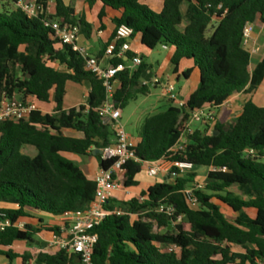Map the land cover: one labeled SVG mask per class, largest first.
Instances as JSON below:
<instances>
[{
	"label": "trees",
	"instance_id": "16d2710c",
	"mask_svg": "<svg viewBox=\"0 0 264 264\" xmlns=\"http://www.w3.org/2000/svg\"><path fill=\"white\" fill-rule=\"evenodd\" d=\"M17 1L12 0L11 10L0 6V95L30 98L49 105L50 113L38 109L27 121L0 123V214L13 222L33 220L31 214L54 218L86 208L94 199L95 183L86 165L64 155L89 157L114 140L110 124L97 113L105 99L102 82L43 22L76 25L86 39L91 26L62 0H52V15L47 14L49 0H35L40 8L36 17H27L16 7ZM142 1L86 0L90 7L101 4L97 20L102 29L104 18L114 26L104 49L115 29L125 25L145 52L158 46L171 52L173 75L182 60H189L199 76L196 89L181 107L169 101L163 110L144 116L139 141L134 143L136 159L125 164L120 184L124 189L136 188L135 178L143 164L158 160L185 161L208 172L203 189L195 192L197 206L186 204L182 194L195 182V173L173 179L165 176L125 201L110 198L105 204L110 214L93 230L97 240L92 264L264 262V107L251 100L264 81V57L251 69L250 52L242 45L246 24L264 28V0H163L159 12ZM133 56L129 50L127 57ZM110 63L126 62L112 58ZM148 67L142 61L113 79L112 100L120 111L149 93L151 85H143L141 78ZM192 68L181 72L184 80ZM68 84L88 88L85 105L64 109ZM238 93L245 94L246 100L233 120L215 121L212 127L205 123L203 129L193 130L182 152L171 151L192 112L206 106L217 110ZM24 146L34 147L37 154H23ZM246 150L254 156L245 157ZM99 164L102 169L109 165L100 160ZM213 200L225 206L232 219ZM168 208L171 213H166ZM249 210L253 216L245 214ZM45 231L55 236L60 233L58 228ZM41 232L29 224L23 230L0 232V257L18 258L9 250L13 244L31 246ZM19 258L24 264L28 256ZM35 264H80V260L76 253L45 247Z\"/></svg>",
	"mask_w": 264,
	"mask_h": 264
},
{
	"label": "built area",
	"instance_id": "2783aa9c",
	"mask_svg": "<svg viewBox=\"0 0 264 264\" xmlns=\"http://www.w3.org/2000/svg\"><path fill=\"white\" fill-rule=\"evenodd\" d=\"M16 7L19 8L27 17H36L39 12V6L35 0H18ZM44 27L50 28L56 38L65 45H70L72 50L84 60L85 69L95 75L102 82L105 91V99L98 107V116L105 122L109 123L114 134L113 143L100 149L99 160L108 162L106 169H98L93 176L95 183V192L93 201L83 210L65 212L59 216L61 225L59 226V235H53L50 242L46 244L49 250H64L66 253H76L79 256L80 264H92V249L97 240V235L93 230L99 226L104 219L110 214L105 209V204L112 198L116 191H125L120 182L124 174V166L130 160H135L134 142L129 138L123 126L120 123L121 111L116 108L113 97V79L118 73L126 69H135L140 66L142 59L135 55L127 57L130 50V41L132 39V29L125 25H120L115 29L113 43L105 50V55L109 60L112 58L122 59L125 64L110 65L102 68L94 57H90L84 47L78 46L76 40L79 34L78 26H64L56 21L43 22ZM253 27L246 24L243 30L242 45L251 46L250 54L258 52L259 48L251 43ZM118 44V48L115 46ZM166 49L165 47H163ZM143 81V80H142ZM151 86L160 87L164 97L172 102L175 106L181 107L182 102L178 100L175 86L172 83H161L158 78H151L148 82ZM143 81V85L148 84ZM36 103L30 98L18 99L8 98L5 93L0 95V123L12 121H27L32 112L37 111ZM215 110L206 106L191 113L187 122L182 125L179 137L172 147V152H182L189 143V137L193 134L194 124L212 125L215 123ZM252 150L244 152L245 157H253ZM146 175L149 178L160 177L161 175L169 176L170 179L184 177L193 173V165L185 161L158 160L146 162ZM204 183L194 182L182 192L186 204L197 206L198 200L195 192L203 189ZM128 194V192H127ZM142 200V199H140ZM172 209H166V213H171ZM25 223L20 220L12 221L4 214H0V232L8 228L23 230ZM256 264L264 262L256 260Z\"/></svg>",
	"mask_w": 264,
	"mask_h": 264
},
{
	"label": "crops",
	"instance_id": "0c3cea01",
	"mask_svg": "<svg viewBox=\"0 0 264 264\" xmlns=\"http://www.w3.org/2000/svg\"><path fill=\"white\" fill-rule=\"evenodd\" d=\"M25 2L27 0H24ZM64 5L71 7L72 9H74V11L76 12V14H78L79 16H82L86 23L89 24L91 26V34L89 36L88 39H86L84 37V35L82 33L78 34L77 40H76V44L78 46L84 47L88 53V55L90 57H94L99 65L102 68H106L108 66L111 65L110 60L108 59V57L104 54L105 53V49H104V45L109 41L111 35H113V31H114V26L109 22V20L107 18L102 19V25H103V29L101 28V24L99 23V21L97 20V15L101 10V4L99 2L95 3L93 6H89L86 3V0H75L74 2H71L70 0H62ZM144 1H147L148 4L144 3ZM156 2L157 6L155 8L150 7L149 6V2L153 3ZM12 2V0H4V4H10ZM162 2L163 0H143L142 3L146 4L151 10L155 11V12H159L162 6ZM13 7V5H12ZM47 14L48 15H52L53 14V3L52 0H49L48 3V7H47ZM183 24V23H182ZM185 26L181 25V28H183ZM257 30L258 33L255 35H251V43L254 44V46L256 47H260L258 42L259 39L261 37H264V28L262 29H254L253 31ZM113 43V39L111 41V43L109 45H111ZM130 45V51L132 53H134V55L139 56L142 61L144 62V59L141 55V53H146V54H151L148 52H145L140 44H139V39L138 37H133L129 43ZM262 46H264V43H262ZM251 47V46H250ZM160 50L164 53V58H163V62L161 64H158V62H154L155 64V70H153L152 65L149 64L150 68V72L152 74L151 78H158L160 79L161 83H172L174 84V86L177 84V82L179 81V79H181L186 85L184 88L182 89H178V91H176L177 95H178V100L182 103H184L186 101V99L188 98V96L196 89L197 84H198V70L195 68H192V62L189 60H182L179 64L178 67V71H177V75H173L172 74V66L169 63V59L171 56V52L168 51L167 49H164L163 47H160ZM101 53L100 56H98ZM262 57H264V51L260 52V48L258 50V52L254 53V54H250V68L253 69L254 66L262 59ZM165 62H167L170 66V73L165 75L166 73V68L164 67ZM148 65V64H147ZM164 67V68H163ZM192 68V71L189 75V79L188 80H184L181 77V72L186 70V69H190ZM165 79V82H163V80ZM67 86H73V87H80L82 88V93L85 95V101H86V96L88 93V88L86 86H77V85H71L68 84ZM66 86V88H67ZM73 87H71L72 89H74ZM152 88L154 86H151ZM156 88H160L158 86H156ZM155 89V88H154ZM176 89V88H175ZM161 91V90H160ZM161 96L164 97L162 91H161ZM166 99V101L169 103V101L167 100L166 97H164ZM66 100V96L65 99ZM68 101H70V98H67ZM246 100V96L243 93H238L235 94L233 96H231L220 108H218L217 110H215V117L217 122L219 123H226V122H230L231 120H233L241 111V106L243 104V102ZM252 102L254 104H256L259 107H264V81H262L261 85L259 86V88L256 90V92L253 94L252 96ZM85 101L84 103H80L78 104L80 105H85ZM71 102V101H70ZM49 106V105H48ZM79 106L75 107V106H66L64 104V109H70V108H78ZM40 111L44 112V113H50V107L47 110H41L40 108H38ZM195 126L193 127V129H203L204 125L203 124H194ZM214 124L210 125V127H212ZM68 136H73V137H80V135L72 133V132H66L65 133ZM129 138L134 142L137 143L139 141V137L138 134L136 136H130L128 135ZM21 152L29 157H34L37 154V151L34 147L32 146H24L21 148ZM66 158L72 160L73 162L77 163L78 165H86L87 169H88V177L89 179H93L94 174L97 172V170L99 169V158H97L95 155H90L89 157L87 156H76V155H64ZM146 165L143 164L142 167V171H141V176L138 179L135 178V180L138 182V186L136 188H130V189H125V191H116L113 193L112 197L115 198L116 200H122L123 196L127 194H130V191H135V194H138L141 191H145L148 187L152 186L153 184H155L151 178L147 177L146 172ZM161 178L165 177L164 175L160 176ZM137 195V196H138ZM31 216H33V220H20L25 224H29V225H35L37 227L40 228V230L42 231L41 233L37 234L34 238L35 242L33 245H27L26 243L23 242H18L13 244V246L9 249L13 254L17 255V256H23L26 255L28 256V259L26 260V262L24 264H35V258L36 256L39 254V252L44 249L46 247V244L48 242L51 241L53 234L46 232V229H52V228H59V226L61 225V222L59 220L58 217H47V216H43L40 214H31ZM40 219L41 223L39 224L37 222V220ZM42 233H44L45 235H42ZM45 245L42 248V245ZM6 251V250H4ZM16 258L13 261H9L4 257H0V264H22V260L21 258Z\"/></svg>",
	"mask_w": 264,
	"mask_h": 264
},
{
	"label": "rangeland",
	"instance_id": "374dc122",
	"mask_svg": "<svg viewBox=\"0 0 264 264\" xmlns=\"http://www.w3.org/2000/svg\"><path fill=\"white\" fill-rule=\"evenodd\" d=\"M71 2H74L75 0H70ZM144 3L148 4L147 1H144ZM157 3L154 1L153 3L149 2V6L155 8L157 5ZM0 6H3L2 9L6 8L8 10H11L12 7V2L10 4H4V0H0ZM185 6H182V11H184ZM185 22H183L182 25H184ZM258 31L254 30L252 32V35L257 34ZM262 43H264V37H261L259 39V48H260V52L264 51V46H262ZM248 51H250L251 47L250 46H246L245 47ZM143 59H144V63L146 64H151L153 70H155V64L154 62H158V64H161L163 62V58H164V53L160 50V46H158L151 54H146V53H141ZM164 67L166 68V73L165 75L169 74L170 72V66L167 62H165ZM163 67V68H164ZM163 82H165V79L163 80ZM185 83L179 79V81L177 82V84L175 85V90L178 91V89H182L185 87ZM71 87L73 86H67L66 88V100H64V104L66 106H79L78 104H82L85 101V95L82 93V88L80 87H73L74 89H72ZM161 89L160 88H152L150 86V90L149 93L146 96H138L134 101H131L123 110H121V117H120V123L123 126L125 132L130 135V136H136L138 134L140 125L142 123V120L144 118V116L147 113L150 112H154L157 110H163L166 105L168 104V102L166 101V99L164 97L161 96ZM67 98H70V101L67 100ZM36 106L37 108H40L41 110H47L49 109V106L43 103H38L36 102ZM195 125H192V127H194ZM192 172L195 173L196 177L194 179L195 182H202L205 183L206 180V175L208 172V169L205 167H193ZM141 174H138L136 176V179L139 180ZM161 177H154L151 178L152 181L158 182L160 180ZM138 194H135V191H130V194H126L123 196L122 201H125L131 197H136ZM213 202L215 204H217L220 209L221 212L223 214H225L228 219H232V213L223 205H221L220 203H218L217 201L213 200ZM117 211H119L118 208H116ZM245 214H247L248 216H253V212L252 211H246ZM42 235H45L44 233H42ZM35 238V237H34Z\"/></svg>",
	"mask_w": 264,
	"mask_h": 264
},
{
	"label": "water",
	"instance_id": "95a60500",
	"mask_svg": "<svg viewBox=\"0 0 264 264\" xmlns=\"http://www.w3.org/2000/svg\"><path fill=\"white\" fill-rule=\"evenodd\" d=\"M215 25H217V24H215ZM151 77H152V74H151V72H150V68H148L143 74H142V80L143 81H145V82H150V79H151ZM78 109V108H77ZM100 154V150H94L93 152H92V155H99ZM99 168L100 169H102L101 168V165H99ZM45 245L43 244L42 245V248L44 247Z\"/></svg>",
	"mask_w": 264,
	"mask_h": 264
}]
</instances>
